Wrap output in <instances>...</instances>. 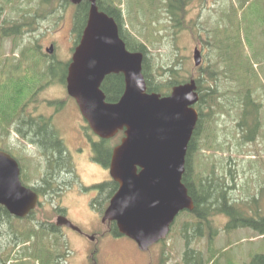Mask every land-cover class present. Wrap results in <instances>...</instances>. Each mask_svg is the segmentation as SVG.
Segmentation results:
<instances>
[{"label":"rangeland","instance_id":"obj_1","mask_svg":"<svg viewBox=\"0 0 264 264\" xmlns=\"http://www.w3.org/2000/svg\"><path fill=\"white\" fill-rule=\"evenodd\" d=\"M39 1L33 0L29 7L39 9L41 6V4L38 5ZM116 1L123 10L126 22L122 30L125 33L127 30L131 34L130 36L146 45L147 73L150 80L156 85H162L163 96L169 95L173 91L171 88L165 87L167 84L170 87V81H177L179 82L178 85H185V83H191L195 79V84L199 80L203 81L202 87H205L203 89L212 86L211 81L205 76V70L211 69L213 63L218 64L219 50L214 44L220 40L224 41L226 36V33L222 31L214 34L215 29L218 26L221 29L229 27L222 14L225 13V9L229 10L231 2L238 1L241 4L240 0H207L205 2L189 0L190 3L182 8L181 12L185 26L183 24V29L177 34H175L174 28L175 20L168 9L164 7L165 3L162 0L160 2L159 0L149 2L147 0L145 3L147 6L144 4L143 7L142 0L138 2L136 0ZM251 1H246L242 7L237 4L234 9H230L232 12L230 19H235V22L240 24L241 31L245 33L244 36L246 35L249 41L247 48L245 44V48L247 49L246 53L251 58L242 57L239 61L241 66L240 77L248 76L242 71L247 68L251 77L255 74V78H262L264 74V12L260 10L259 14L251 17L248 14L252 9L259 10L258 5H264V0H255L256 2L252 5L250 4ZM7 4L8 1L0 0V21L5 17ZM105 4H110V1L105 0ZM21 5H24L22 7L28 6L26 2L25 4L16 2L14 8L18 11ZM55 7L56 12L54 14L45 20H41L40 31L38 30L33 34L25 32L18 39L0 38V55L6 58L12 51L11 54L16 60H19L18 57H23L25 52L32 49V41L34 40V44L36 38L41 36L37 43L40 44L39 56L42 55L43 57H40L35 70L40 73L46 72L48 62L56 61L55 73L57 76L60 75L63 69L62 64L71 61L75 39L77 43V34L73 32L76 9L70 5L60 4L59 1L55 3ZM145 8L150 12L138 15V11L140 9L145 10ZM230 10L227 13H230ZM253 17L261 25V28L258 29L260 31L255 32V35L253 34L256 37V39L253 38L254 42L250 39L253 29L250 19ZM258 46L260 48H257ZM52 47L54 51L50 56H53V60L47 58V51ZM196 48L201 51L202 55L199 66L194 61ZM241 51L243 53L244 48ZM36 57H32L28 62L23 63L19 74H25L24 71L27 69L31 70L30 73L32 74ZM41 58L45 59V63L41 64ZM2 69L8 73L11 68H2L0 62V71ZM223 69L222 67L219 70ZM12 77V79L9 78L10 89L15 88L14 85L19 78L15 73L12 74ZM46 77L48 78V74L46 76L41 74V78ZM237 80V77L231 76L227 80L220 76L217 83L221 90L230 87L240 89L237 87ZM66 87L64 83L58 82V77L40 83V92L36 100L26 107L24 113L26 119L37 118L40 125L50 132H58V136L60 130L63 139L66 141V151L74 162V177L70 178L71 174L67 173L69 181H73L74 188L62 193L59 197L50 198L49 195L45 199L46 203L50 202L52 205L58 203L61 209L66 212L60 215L68 217L84 234L81 235L68 228L59 227V250L65 252V257L60 260V263L92 264L91 257H95L97 260L94 264L183 263L185 243L181 234L184 224L189 218L186 215L178 216L168 238L163 244L152 247L148 252L139 251L134 243L124 236L117 238L105 233L109 230V223H101L104 212L100 211L101 208L97 207L96 203L92 204L93 194L84 191L82 185L88 187L102 182L110 177V173L104 170L105 168H100V162L93 160L95 155L91 151V143L88 140L85 144L84 128L87 125L77 109L75 100L67 94ZM251 88L260 91L262 98L260 100H264L260 83H251ZM255 98L259 99L258 97ZM62 102L63 109L58 111L59 104ZM52 103L55 104V107ZM262 116L264 118V112H262ZM3 131L0 130V150L14 154L25 166V179L28 185L38 186L41 176L39 170L40 168L41 171L45 169L43 152L41 151L40 155L36 147L20 140L16 133L10 129L7 132ZM87 134L90 135V138L95 139L91 130ZM242 138L235 119L230 115L222 114L215 119L214 117L210 119L209 116L204 117V123L189 155L191 166L198 173L195 175L198 178L211 176L225 180L226 184L232 187L229 190V195L234 200L241 199L250 202L253 197H258L257 194L262 191L263 194H259L257 199L260 198L258 204L264 214V189L261 190L264 187V135L251 143ZM110 146H114V144H110ZM242 202L244 201L239 200V203ZM46 203L42 207H38L33 217L34 222L37 221L39 227L42 224L41 220L55 223L58 217L53 212L52 205H46ZM244 207L249 215L253 214V211L248 209V205ZM213 220V225L217 230H222L227 223V218L223 214H217ZM1 221L4 222V220ZM8 223L0 225V231H2L0 245L5 243L3 236L7 237V233H10V231L7 232ZM25 224L26 222L22 223V225ZM258 235V232L246 228L237 229L235 232L221 231L220 234L218 233L214 245L217 250H223L220 256L216 255L219 259L218 264H250L253 257L264 253V239L259 238ZM88 236L94 237V240H90ZM52 238L54 239V237ZM192 246L202 250L205 258L209 257L206 238H202L196 243L192 241ZM22 250L20 249L21 253ZM7 255L9 252L3 256L6 257ZM23 262L22 264H36L31 256L24 258Z\"/></svg>","mask_w":264,"mask_h":264},{"label":"trees","instance_id":"obj_2","mask_svg":"<svg viewBox=\"0 0 264 264\" xmlns=\"http://www.w3.org/2000/svg\"><path fill=\"white\" fill-rule=\"evenodd\" d=\"M58 1L65 6L71 5L65 0H41V20L47 19L50 15L56 12L55 3ZM109 1L110 4L107 5L105 4V0H97L99 9L115 19L120 28V36L127 44V48L131 51H138L144 54L143 74L146 79L147 91L149 93L164 95L161 89L162 85H156L150 80L147 73L146 45L130 36L131 34H129L128 31L125 33L122 30L124 26L123 10L119 7L120 4H118L116 0ZM136 1L138 2L141 0ZM149 1L151 0H148V2ZM205 1L207 0H200V2ZM240 1L241 4L238 1L231 2L229 4V10L234 9L237 4L242 7L248 0ZM146 2L147 0H142V7ZM162 2L165 3L164 7L168 9L169 13L175 20L176 25L174 28L175 34H177V32L182 30L185 26L184 19H182L181 16L182 8L190 2L189 0H162ZM255 2V0H252L250 4L252 5ZM145 6L147 5L145 4ZM258 8L260 9H252L249 11L250 13L248 16H256V14H259L260 10H263L264 12L263 4L258 5ZM75 9L73 32L77 34L78 41L87 24L90 2L84 1L76 6ZM146 9L147 8H145V10L140 9L138 15L140 13L144 14L150 12ZM229 10L225 9V13L222 14L229 24V27L221 29L218 26L214 33L216 34L221 31L226 33L224 41L219 39L220 41L217 44H214L219 50L218 64L216 65V63H213L211 69L208 68L205 70V76L211 81L212 86L203 89L205 88L202 87L203 81H197V91L200 95V100L196 105V108L199 112L200 118L194 136L189 144L186 172L182 179L188 189L189 195L193 199L194 209L192 211H183L181 212L182 215H179H186L189 218L184 224L181 234L185 243L183 263L176 264H218L219 259L216 255L220 256L223 250L216 249L214 240L221 231L231 232L241 228H249L264 236V215L258 204L260 198L257 199L259 194H263V192H259L257 194L258 197H253V200L251 199L252 201L250 202L237 198V200H234L229 195V190H231L232 187L227 185L222 178H214L211 176L208 178L196 177L195 175L198 173L194 171L195 169H192L191 159L189 157L193 150L197 135L204 123V117L209 116L210 119L212 117L215 119L222 114L230 115L235 119L237 127L241 131L242 139L249 143L257 141L264 135V118L262 116V112H264V100H260L262 99L260 91L258 92L251 88V83H260L262 94H264V74L262 75V78H255V74L251 77L249 69L244 68L242 71L246 75L248 74V76L240 77L241 66L239 61H241L242 57H247V59L251 58L246 53L249 41L247 36H244L245 33L241 31L240 24L235 22V19H230L232 12L230 10V13H227ZM250 22L252 23L253 28L250 39L254 42V39H256L254 33L260 31L258 29L261 28V25L255 17L251 18ZM5 35L9 36V31H7V33L5 32ZM242 48H244L243 53L241 51ZM257 48L260 47L258 46ZM47 58L53 60V56L47 55ZM0 62L3 63V61ZM43 63H45L44 58L41 59V64ZM55 66L56 61L48 62L46 72L42 71L43 75L46 76L48 74L50 79L58 77L60 82L65 84L69 63L62 64L63 69L58 76L55 73ZM216 67L219 69L223 67L224 69L219 70ZM220 76H223L227 80H229L231 76L234 78L237 77V87H240V89L230 87L229 89L221 90L217 83ZM9 78L11 79V75H9L5 69H2V71H0V130L7 132L12 124L17 125L21 136L38 146L40 153L42 151L47 160L46 177L42 179L41 188L38 193L41 195L49 194L50 196L59 197L62 193L73 186V181H69V176H67V173H70V178L74 177V163L72 157L67 153L64 141L58 136V132H50L47 130V128L40 125L37 118H25L26 116L24 113L26 107L29 105V99L33 96L30 95L33 89H31L29 80H27V82H21L19 85H14L15 88L10 89V86L8 85ZM44 79L41 78V81ZM178 84L179 82L177 81H170V87H168V84L165 87L172 89L173 86ZM102 90L104 91L108 102H117L125 90L124 76L122 74H112L106 77L102 84ZM255 97H258L259 99H256ZM35 98L36 96H33V100ZM121 135L122 133H120L118 137L120 138ZM118 137L115 141L119 143L120 140ZM110 144L111 140H102V142L95 146L96 157L94 159L107 169L110 167L113 155V150L111 149ZM93 188L99 193L95 203L97 204V207L101 208L100 211L103 212L107 208L112 196L117 192L119 185L113 180H108L92 187V189ZM262 189H264V187H262L261 190ZM239 200L244 202L239 203ZM247 205L248 209L253 211V214L249 215L247 213L246 208L244 207ZM217 214H223L227 218V223H225L222 230H217L213 225V217ZM32 215L33 213L31 216ZM30 218H33V216ZM11 219L13 218L9 211L1 206L0 225L9 222L7 232L10 231V233H7V237L3 236L5 243L0 245V264H10V262L15 259L18 260V262L14 264H22L24 263L23 259L27 256L33 257L36 264H61L60 260L65 257V252L59 250L58 233L60 228L50 223H46L45 226L41 227H38V223L35 222L26 225H15L11 223ZM1 220H4V222ZM110 230L114 236H121L115 222L110 223ZM1 234L2 231H0V235ZM52 237H54V239ZM202 238H206L208 243V258H205L202 250H198L192 246V241H195L196 243ZM29 242L32 243L27 244ZM18 246H22V253L20 255L17 253L13 254V251L16 250ZM9 248H11V250H9ZM6 252H9V255L4 257L3 255ZM90 260L92 264L97 261L95 257H91ZM250 264H264V253L256 255L251 260Z\"/></svg>","mask_w":264,"mask_h":264},{"label":"water","instance_id":"obj_3","mask_svg":"<svg viewBox=\"0 0 264 264\" xmlns=\"http://www.w3.org/2000/svg\"><path fill=\"white\" fill-rule=\"evenodd\" d=\"M66 1L90 2L86 27L68 68V93L99 137L109 139L125 131L110 165L119 188L104 219L116 221L121 234L146 251L167 237L181 211L194 209L182 178L198 122L197 86L194 81L176 86L166 97L147 93L143 55L127 50L115 20L99 10L97 0ZM200 59L196 50V65ZM113 73L124 75L125 90L119 101L108 103L101 86ZM37 202L36 193L21 184L17 162L0 151V205L25 217ZM57 224L79 231L64 217Z\"/></svg>","mask_w":264,"mask_h":264},{"label":"flooded vegetation","instance_id":"obj_4","mask_svg":"<svg viewBox=\"0 0 264 264\" xmlns=\"http://www.w3.org/2000/svg\"><path fill=\"white\" fill-rule=\"evenodd\" d=\"M7 8L5 10V17L3 20L0 21V38L5 39H18L23 35V33H30L33 34L36 31H40L41 27V6L40 8L32 9L30 4H32L33 0H7ZM16 2L28 4L26 7H22L24 5L19 6V10L17 11L16 8H14V4ZM41 4V0L39 1L38 5ZM22 7V8H21ZM9 31V36L5 35V32L7 33ZM41 39V36H38L36 38L34 45L35 50H40V44L37 43ZM11 42H15L11 40ZM16 43V42H15ZM17 44V43H16ZM1 48V47H0ZM36 56H34L35 58ZM41 57V55H40ZM10 60L13 59V57L9 58ZM18 59L22 62H28L29 56L23 55V57H18ZM15 60V58H14ZM8 61V57L5 58L4 62ZM16 69L22 68V65H13ZM34 72L31 74L28 69L24 71V73L27 74H19L18 80L15 83V85L21 84V82H27L29 80V84H31V91L30 95L38 96L40 92V83H41V73L39 71L33 70ZM13 130L20 134L18 130L17 125H12ZM17 128V129H16Z\"/></svg>","mask_w":264,"mask_h":264},{"label":"bare ground","instance_id":"obj_5","mask_svg":"<svg viewBox=\"0 0 264 264\" xmlns=\"http://www.w3.org/2000/svg\"><path fill=\"white\" fill-rule=\"evenodd\" d=\"M4 132V131H3Z\"/></svg>","mask_w":264,"mask_h":264}]
</instances>
